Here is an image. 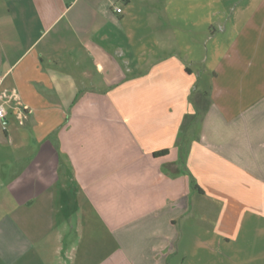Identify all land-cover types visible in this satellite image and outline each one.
<instances>
[{
	"label": "crops",
	"instance_id": "1",
	"mask_svg": "<svg viewBox=\"0 0 264 264\" xmlns=\"http://www.w3.org/2000/svg\"><path fill=\"white\" fill-rule=\"evenodd\" d=\"M0 75V264H264V0H0Z\"/></svg>",
	"mask_w": 264,
	"mask_h": 264
},
{
	"label": "built area",
	"instance_id": "2",
	"mask_svg": "<svg viewBox=\"0 0 264 264\" xmlns=\"http://www.w3.org/2000/svg\"><path fill=\"white\" fill-rule=\"evenodd\" d=\"M117 12L120 8L115 9ZM8 113H11L16 123L24 125L27 119V112L22 105L20 95L16 88L3 84V76L0 75V120H5Z\"/></svg>",
	"mask_w": 264,
	"mask_h": 264
},
{
	"label": "trees",
	"instance_id": "3",
	"mask_svg": "<svg viewBox=\"0 0 264 264\" xmlns=\"http://www.w3.org/2000/svg\"><path fill=\"white\" fill-rule=\"evenodd\" d=\"M197 115V114H196ZM190 116H187V118L185 119V121L182 123L181 125V128H180V131H179V140H180V137L182 136V133L187 125V123L189 122V120L192 118ZM167 152V149H162V150H159L157 152H154L153 154L154 155H158V154H165Z\"/></svg>",
	"mask_w": 264,
	"mask_h": 264
},
{
	"label": "rangeland",
	"instance_id": "4",
	"mask_svg": "<svg viewBox=\"0 0 264 264\" xmlns=\"http://www.w3.org/2000/svg\"><path fill=\"white\" fill-rule=\"evenodd\" d=\"M205 216H206V220L209 221L210 216H211L210 213L206 212V213H205ZM192 222H193V220H192V218H191V220H189V223H192ZM185 230H186V229H185ZM191 232H192V231H191ZM196 232L200 233V235L202 236L203 234H205L206 231H203V232H201V231H196ZM206 233H207V232H206ZM206 237H208V234H206ZM111 250H112V247H111ZM111 250H110V251H111ZM220 264H221V263H220ZM222 264H228V263H222Z\"/></svg>",
	"mask_w": 264,
	"mask_h": 264
}]
</instances>
